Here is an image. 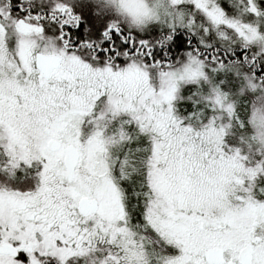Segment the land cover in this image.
Here are the masks:
<instances>
[{
    "label": "snow or ice",
    "instance_id": "obj_1",
    "mask_svg": "<svg viewBox=\"0 0 264 264\" xmlns=\"http://www.w3.org/2000/svg\"><path fill=\"white\" fill-rule=\"evenodd\" d=\"M0 264H264V0H0Z\"/></svg>",
    "mask_w": 264,
    "mask_h": 264
}]
</instances>
